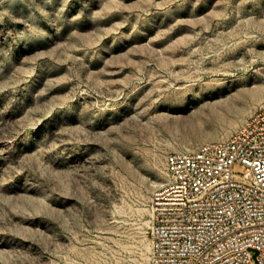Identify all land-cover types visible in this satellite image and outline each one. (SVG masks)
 <instances>
[{
  "label": "rangeland",
  "instance_id": "1",
  "mask_svg": "<svg viewBox=\"0 0 264 264\" xmlns=\"http://www.w3.org/2000/svg\"><path fill=\"white\" fill-rule=\"evenodd\" d=\"M263 105L264 0H0V264H149L167 155Z\"/></svg>",
  "mask_w": 264,
  "mask_h": 264
},
{
  "label": "built area",
  "instance_id": "2",
  "mask_svg": "<svg viewBox=\"0 0 264 264\" xmlns=\"http://www.w3.org/2000/svg\"><path fill=\"white\" fill-rule=\"evenodd\" d=\"M166 169L149 264H264V105L228 138L169 153Z\"/></svg>",
  "mask_w": 264,
  "mask_h": 264
}]
</instances>
